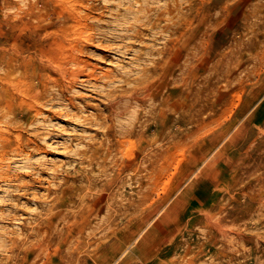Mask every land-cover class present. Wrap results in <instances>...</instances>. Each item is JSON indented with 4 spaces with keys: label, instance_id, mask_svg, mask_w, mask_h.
I'll return each instance as SVG.
<instances>
[{
    "label": "rangeland",
    "instance_id": "obj_1",
    "mask_svg": "<svg viewBox=\"0 0 264 264\" xmlns=\"http://www.w3.org/2000/svg\"><path fill=\"white\" fill-rule=\"evenodd\" d=\"M67 14L81 22L63 24L71 44L90 38L80 57L97 79L78 76L85 63L63 77V46L50 63L38 56L43 37L64 39ZM180 16L182 34L169 32ZM29 61L48 68L36 82ZM155 64L147 98L111 116L108 136L90 122ZM7 142L0 264H264V0H0Z\"/></svg>",
    "mask_w": 264,
    "mask_h": 264
},
{
    "label": "bare ground",
    "instance_id": "obj_2",
    "mask_svg": "<svg viewBox=\"0 0 264 264\" xmlns=\"http://www.w3.org/2000/svg\"><path fill=\"white\" fill-rule=\"evenodd\" d=\"M64 1H66V0H64ZM47 5V4H46ZM83 6V5H82ZM81 6V7H82ZM75 7V6H74ZM143 7V6H142ZM47 8V7H46ZM60 8V7H59ZM62 9V8H61ZM87 9V8H86ZM142 9V8H141ZM137 10H139V9H137ZM144 10V9H143ZM63 11V10H62ZM129 11V10H128ZM142 12V11H141ZM144 12V11H143ZM150 12V11H149ZM165 12H167V13H169L170 12V9L169 8H167L166 10H165ZM155 13V12H154ZM159 13V12H158ZM157 13V14H158ZM163 13V12H162ZM79 14V13H78ZM145 14V13H144ZM153 14V13H152ZM130 17V16H129ZM37 18V17H36ZM40 18H42V17H40ZM138 18V17H137ZM152 17H150L149 16V14H145V15H143L142 17L140 16V20L143 22V24L145 25V26H150L152 23H153V20L151 19ZM127 19V18H126ZM50 20V19H49ZM71 20H73V21H76V24L79 22V24H81V22H80V19L79 18H77V15L75 14V16H70L69 14H67V15H64V16H62L61 18H60V21L62 22V24H61V29H60V31H61V33L63 32H65L64 30V23H67L68 21H71ZM88 23V22H87ZM139 23V22H138ZM174 23L176 24V26L174 27V28H172L171 29V27H169L168 28V31L169 32H171V33H174V34H176V33H179L180 35L182 34L181 33V31H182V25L184 24V19H183V16H180V17H178L175 21H174ZM60 24V23H59ZM71 24V23H70ZM90 24V23H89ZM69 26V24H66V26ZM72 25V24H71ZM85 25H87V24H85ZM137 25V24H136ZM81 27V26H80ZM151 27V26H150ZM55 28V27H54ZM129 28V27H128ZM153 28V27H152ZM155 28V27H154ZM59 32V31H58ZM55 34L57 35V32H55ZM67 34H68V31L67 32H65L63 35H64V39H60V38H58L56 35H47V36H45V37H43L42 39H41V42H42V47L40 48V53H39V57H40V59H41V61H46V62H48V63H50L52 60H53V55L56 53V50H55V47H57V46H63V47H61V48H64L63 49V51H64V55H65V57H66V63H65V65L63 64V65H61V66H59V68H58V71H60V73L63 75V77H65L66 75H69V73L71 72V70L68 68V64L69 63H76V64H82V63H85L84 65H80V67L78 68V70L77 71H79V75L78 76H80V75H88V76H92V77H95L96 79L98 78V76H97V66L96 65H92L91 63H89L88 61H86L85 59H82L81 57H80V55H83L85 52H86V50H85V44H83V43H81V40H85V41H90V38L87 36V37H80L79 39H77V42L76 43H74V44H71V42L68 40V38H67ZM132 34V33H131ZM138 35L139 34H136L135 36L136 37H138ZM122 36H124V35H122ZM131 36H134V35H131ZM175 37H176V35H175ZM147 47H148V45H147ZM171 45L170 44H165V46H164V48L162 49V50H156V49H152L151 51H149L147 54L148 55H153V54H155V53H159V54H162V56H165L167 53H169V50L171 49ZM145 48V47H144ZM149 48V47H148ZM140 52H142V51H140ZM24 54V53H23ZM137 54V53H136ZM183 54H184V49L183 48H177L176 50H175V55H176V61H175V63L177 64V65H179V63H180V60H181V58H182V56H183ZM62 55V54H61ZM18 56H20V55H18ZM29 57H31V56H29ZM8 58V57H7ZM2 59H4V58H2ZM9 59V58H8ZM15 59V58H14ZM157 60V59H156ZM4 61V60H3ZM2 61V62H3ZM14 61V60H13ZM26 62V61H25ZM25 62H24V64H25ZM30 62V61H29ZM141 62V61H140ZM21 63V62H20ZM43 64V63H42ZM42 64H35V63H32V62H30V63H27V64H25L24 66V68H25V70H29V69H33L34 70V73H31V75H30V73H28L27 74V79H28V81H30V82H36V80L38 79V78H42L43 77V73L45 72V71H47V69L48 68H46L45 66H43ZM21 65V64H20ZM67 65V67H65ZM22 66V65H21ZM89 66H91V71H89V72H87V68L89 67ZM150 66V65H149ZM153 66V65H152ZM157 64H155L153 67H145L144 66V68H142L141 69V71L144 73V75H145V78L143 79V80H141V81H139V79L137 80V81H139L138 83H139V85L140 86H138V87H136L135 86V88L134 89H131V90H127V94L126 95H124L125 96V98H126V100H127V102H123L122 100H120L118 97L119 96H121V95H117L116 94V91H113V89L111 90V91H109V93H107V95H106V100H107V108H108V110H109V112H110V114L109 115H104V114H98L97 116H96V118H94V119H90V122L91 123H94V124H96V125H100L101 127H105V128H108L107 130H105L104 132H105V135L106 136H108V134H109V131H110V129H109V123H108V120H110V119H112L111 118V116H121L123 113H125L126 111H127V109H128V105L129 104H131V102H134V100L137 102V101H140L141 99H142V96H146L145 95V93L147 92V90L149 89L148 88V84L146 85L145 83L146 82H148V79L150 78V77H152L156 72H157ZM12 67H13V64H12ZM134 67V66H133ZM16 68V67H15ZM8 69V68H7ZM10 69V68H9ZM17 69V68H16ZM15 69V70H16ZM11 70V69H10ZM13 70V69H12ZM20 70V69H19ZM33 70H30V71H33ZM109 70V69H108ZM53 71V70H52ZM134 71V70H133ZM137 71V70H136ZM11 72V71H10ZM36 72V73H35ZM130 72V71H129ZM131 73V72H130ZM133 73V72H132ZM142 73V74H143ZM134 75V74H133ZM138 75V74H137ZM141 75V74H140ZM102 76L104 77V78H111L113 75L111 74V73H108V72H105V73H103L102 74ZM116 77V76H115ZM137 77V76H136ZM139 77V76H138ZM141 78V77H140ZM143 78V77H142ZM58 79V78H57ZM105 79V80H106ZM127 79V78H126ZM115 80H117V79H115ZM118 82L120 81V80H117ZM112 82H113V80H112ZM121 82V81H120ZM135 82H136V80H135ZM55 83H57V82H55ZM107 83V82H106ZM108 83H109V81H108ZM116 83V82H115ZM128 83V82H127ZM126 83V84H127ZM137 83V84H138ZM118 84H120V86L122 85L121 83H118ZM124 84V83H123ZM145 84V85H144ZM106 86H107V84H106ZM113 86H114V84H113ZM111 87V86H110ZM113 88V87H112ZM126 88V87H125ZM128 88V87H127ZM132 88V87H131ZM116 89V88H115ZM153 89V88H152ZM40 90V89H39ZM120 90V89H119ZM124 90V89H123ZM27 94H28V90L27 89H25L24 90ZM105 91H107V90H105ZM48 92H49V90H48ZM118 92V91H117ZM125 92V91H124ZM148 92H151V91H148ZM31 93V92H30ZM29 93V94H30ZM50 93V92H49ZM48 93V94H49ZM40 94H41V92H40ZM119 94H121V93H119ZM61 96L63 95V93H61L60 94ZM151 95V94H150ZM149 95V96H150ZM148 96V98H150ZM37 97V96H36ZM122 98V97H121ZM146 98H147V96H146ZM153 98V97H152ZM143 99H145V98H143ZM151 99V98H150ZM105 100V101H106ZM128 101L130 102L129 104H128ZM142 101V100H141ZM168 103V102H167ZM135 104V103H134ZM167 105V104H166ZM11 112V115L12 116H15V112L14 111H10ZM134 116V115H133ZM85 118V117H84ZM87 118V117H86ZM14 119V118H13ZM12 119V120H13ZM113 121V120H112ZM136 121V120H135ZM137 124V123H136ZM141 125V124H140ZM130 126H132L131 128H129L127 131H120V137H118V138H116L115 139V141H114V143H113V145H115V147H117L116 149H118V150H120V146H123L125 143H127L128 141H129V139L128 138H125L126 136H132V135H134L135 134V122H131L130 123ZM111 128V127H110ZM112 129V128H111ZM138 130V129H137ZM114 135H116V136H118V134H114ZM8 138V140H9V137H7ZM20 140L22 139V135H19V137H18ZM114 138V137H113ZM103 139V138H102ZM132 139V138H131ZM97 140V139H96ZM110 140V139H109ZM114 140V139H113ZM98 141V140H97ZM21 142V141H20ZM99 142V141H98ZM102 143V142H101ZM134 144V143H133ZM112 145V144H111ZM0 147L3 149V151L4 150H6L7 149V153L9 152V148H10V144H9V142H7V143H1V145H0ZM90 147H93V148H95V146L94 145H92V144H90ZM106 147V146H105ZM92 148V149H93ZM11 149V148H10ZM91 149V148H90ZM14 151V150H13ZM134 152V151H133ZM117 153V152H116ZM79 154H81L82 156H81V160H85V157H83L85 154L87 155V152L86 151H81V152H79ZM131 154V153H130ZM88 156V155H87ZM86 156V157H87ZM98 156V155H97ZM96 156V154L94 153V154H92V157L94 158V157H97ZM130 156H132V155H130ZM129 157V156H128ZM104 158V157H103ZM87 159V158H86ZM93 160V159H92ZM132 163V162H131ZM66 180V179H65ZM64 182V181H63ZM65 183V182H64ZM132 206V205H131ZM51 209V208H50Z\"/></svg>",
    "mask_w": 264,
    "mask_h": 264
}]
</instances>
